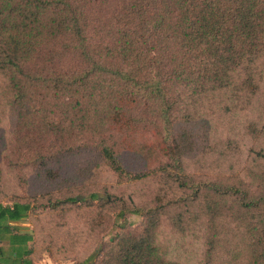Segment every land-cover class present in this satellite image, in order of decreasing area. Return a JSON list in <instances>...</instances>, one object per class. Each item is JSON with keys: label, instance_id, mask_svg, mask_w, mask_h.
Wrapping results in <instances>:
<instances>
[{"label": "trees", "instance_id": "1", "mask_svg": "<svg viewBox=\"0 0 264 264\" xmlns=\"http://www.w3.org/2000/svg\"><path fill=\"white\" fill-rule=\"evenodd\" d=\"M0 146L36 193L0 202V264H33L14 224L38 213L81 216L50 256L100 241L72 264H264V0H0Z\"/></svg>", "mask_w": 264, "mask_h": 264}, {"label": "rangeland", "instance_id": "2", "mask_svg": "<svg viewBox=\"0 0 264 264\" xmlns=\"http://www.w3.org/2000/svg\"><path fill=\"white\" fill-rule=\"evenodd\" d=\"M224 118L225 117L219 116L218 118H215L212 121H210V126L215 135L226 134L228 127L226 123L227 119ZM10 125H11V120L5 119L1 129V133L3 137L8 136L10 131ZM236 132L238 134L241 133L240 129L236 130ZM134 138L138 143L150 145L154 142L153 130L150 128L141 129L139 132L135 133ZM244 144L245 142L240 143V146L237 149L243 152L242 147ZM19 153L20 152L17 151L12 152L10 149L5 150L3 149V147L0 146V169L2 171V178H3V182L0 183V202L3 204H9L11 199L23 200L29 198L31 197L30 195L32 193H35L32 192L31 190H25L24 188L17 186L14 182L13 173L8 167V163L12 160H15L17 157L21 158ZM158 159L160 160L161 157H159ZM193 160L194 159L192 160L187 159V162L191 167V169H194V173H198V174L205 173V174H209V176L214 175V172H212L211 168L209 169L207 165L202 167V169L195 168L197 163H194ZM206 162L209 163L208 161ZM215 174H217V172H215ZM106 181L110 182V184L113 185L114 188L119 189V191H126L128 189H131L132 182L128 180L125 174L117 175L116 173L109 171L108 175H106ZM35 197H36V193H35ZM70 219L71 220H68L69 221L68 225L58 228L56 232H48V230L45 229V224H42V222L45 221V216L39 213L33 214V216L24 218L14 224L16 225L17 230L30 231L33 233L35 237L32 254L30 255L33 264H72L75 261L81 260L89 253H93L95 249L96 250L99 249L100 241H98V239H96L94 235L87 236L86 232L84 231L81 235L76 236L75 245L73 247L65 246L64 249L53 248L52 256H50L48 252L43 249L45 246L43 239H46L44 237H48L49 233L52 235L55 241L60 240L62 243H65L68 234H73L72 228L74 225L78 224V222L81 219V216L72 215ZM112 221H113L112 226H110L107 230H105L103 234L100 235V238L102 240L106 241L110 239L114 235V233L118 230L120 218H117L115 215H112ZM138 221H139V217L137 215L134 214L125 215L126 224L133 226L136 225ZM78 228L80 229L81 225H79Z\"/></svg>", "mask_w": 264, "mask_h": 264}]
</instances>
